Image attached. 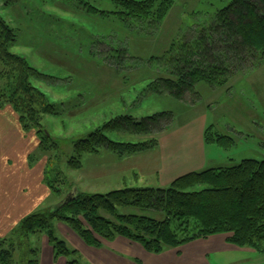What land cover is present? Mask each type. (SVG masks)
<instances>
[{"label":"rangeland","instance_id":"1","mask_svg":"<svg viewBox=\"0 0 264 264\" xmlns=\"http://www.w3.org/2000/svg\"><path fill=\"white\" fill-rule=\"evenodd\" d=\"M82 1L84 0H0V17L17 34L12 52L24 55L32 66L48 77L34 83L56 103L58 112L57 116H46L43 122L54 138L53 143L46 148L38 146L28 157L31 169L44 168L43 184L47 188L44 200L30 214L55 210L66 202L73 190L77 194H105L121 189L124 172L131 174V171L125 170L136 165L132 161L122 165L123 160L147 156L159 147V140L163 135L175 134L184 140L193 137V132L197 128L200 130L203 124L205 144L216 148L210 149L212 151L208 154L209 158L219 161L229 158L236 163L246 159L264 160V57L261 58L258 52L254 56L248 54L243 58L240 53L239 56L230 55L231 73L222 77L220 85H198L201 94L199 99L189 94L185 99L179 100L169 94L148 91L147 87L159 75L161 65L168 61L164 55L170 43L173 40L178 43H193V40L197 41L201 37L204 30H207L206 36L209 35L218 13L233 0H177L176 6L154 35L123 40L122 43L119 41L127 33L124 31L120 37L117 36L114 27L102 23L98 13H88L87 8L81 4ZM93 2L101 10H114L109 2L104 5H99L98 0ZM212 31L216 42L217 36L220 37L219 32L214 29ZM120 43L126 49L128 47L134 57L117 53ZM221 43H215V46L218 44L220 47ZM151 57L158 59L151 60ZM240 60H243L242 64ZM4 71V66L0 64V86L9 81L7 77L1 78ZM119 111L138 116V119L167 112L171 113L172 119L169 122L161 121L157 127H150L149 133L145 135H138L137 129L129 130L126 127L118 131L110 130L107 134L114 141L156 140L157 145L134 155L120 156L108 149L85 153L81 157L82 168L71 169L68 162L77 157L73 143L86 138L92 129L108 120L110 114ZM210 126L214 127L216 134L235 138V146L225 150L215 142L207 143L205 134ZM145 163V174H151L153 170L148 161ZM132 179L130 177V181ZM148 179V182H144L146 184L141 185L155 187L156 183ZM124 212L163 220L162 215L143 212L137 208ZM19 224L20 221L10 232L0 236L12 238ZM65 226L54 223L56 236L67 241L73 251L86 252L81 241L72 237L73 233L69 229V232L65 230ZM117 239L142 247L126 238ZM115 241L105 242L100 249ZM194 242L200 243L191 248L190 252L196 248H200L201 252H225L207 258L209 264H264V253L251 248L240 249L231 245L225 247L222 239H200L178 248H166L161 253L148 254L156 258L165 257L171 253L167 251L173 250V253L180 255L187 245ZM30 245L40 252L41 257L45 252L53 250L44 234L32 235ZM119 247L121 248L120 245ZM221 247L226 250H220ZM78 254L82 264H93ZM22 257L20 251L16 253L13 264H26L27 260H22ZM78 257L72 255L69 259Z\"/></svg>","mask_w":264,"mask_h":264},{"label":"trees","instance_id":"2","mask_svg":"<svg viewBox=\"0 0 264 264\" xmlns=\"http://www.w3.org/2000/svg\"><path fill=\"white\" fill-rule=\"evenodd\" d=\"M93 1L84 0L81 4L88 13H98L106 26H113L117 36L125 31L127 36L119 41L122 43L154 35L177 0H98L99 5L111 3L114 10H101ZM211 28L221 37L217 36L216 42L212 29L207 36L204 30L193 43L173 40L164 55L168 61L150 81L148 91L169 94L179 100L189 94L199 99L198 85H220L222 77L231 73L230 55L239 56L240 53L243 58L258 52L264 57V0H233L218 13ZM16 40L15 29L0 17V64L5 68L1 78L9 80L0 86V109L10 106L22 130L35 132L38 146L46 148L54 138L43 122L46 116L58 115L56 103L34 83L48 77L24 55L12 52ZM220 42V47L215 46ZM121 43L116 52L134 57ZM110 116L86 138L73 143L77 157L68 162L71 169L82 168L81 157L85 153L108 149L125 156L145 152L157 145L156 140L114 141L107 134L110 130L126 127L137 129L138 135H145L150 127L172 119L167 112L140 119L122 111ZM213 130V126L206 130L207 143L215 142L225 150L235 146V138L216 134ZM132 208L162 215L163 220L124 212ZM56 222L68 226L88 247L96 249L105 242L126 238L140 244L147 252L161 253L166 248L221 236L226 238L227 245L264 253V160L230 161L224 166L187 173L166 188L127 186L105 194L78 193L55 210L24 217L12 238L0 236V264H13L19 251L23 254L22 260H27L26 264H40V252L30 245L34 234L47 236L55 259L66 258V264H81L79 252L56 236L53 229ZM72 255L78 258L70 260Z\"/></svg>","mask_w":264,"mask_h":264},{"label":"crops","instance_id":"3","mask_svg":"<svg viewBox=\"0 0 264 264\" xmlns=\"http://www.w3.org/2000/svg\"><path fill=\"white\" fill-rule=\"evenodd\" d=\"M204 131L205 126L203 124L200 130L197 128L196 132H193V137L185 140L178 138L175 134L163 135L159 140V147L147 156L140 155V157L136 156L123 160L122 165H126L127 162L131 161L135 162L136 165L129 170H125L131 171V174L127 175L124 172L122 176L123 187L121 188L125 186L153 187V185H141L146 184L144 182H148V178L156 183L155 187H167L174 179L186 173L229 164V160H231L229 158L223 161L209 158L208 154L211 153L212 150L210 149L213 146L205 144ZM38 145L39 141L35 132L25 133L22 130L18 117L10 106L0 109L1 236L10 232L19 221L34 211L45 198L47 188L43 184L44 168L31 169L28 162L30 152L36 149ZM145 161H148V165L153 170L151 174H145L143 168L147 165ZM130 177H133L132 180L135 182L130 181ZM59 224L65 226L62 223ZM65 227V230L69 229L73 233L72 237L83 244V250L86 252L79 253L93 264H137L136 261L141 262L138 264H209L207 258L225 253L218 251L215 253L213 251L201 252L200 248L190 252L191 248L200 243L194 242L187 245L188 247L182 250L184 252L180 255L173 253L175 251L172 250L167 251L171 252L167 256L156 258L148 254L139 245L132 244L124 239H117L113 244H109L102 249H94L88 247L80 238L79 240L78 236L68 226ZM218 239H222L225 247L227 246L226 238L221 236L212 237L205 241ZM220 250L224 251L226 248L221 247ZM66 262V258L55 259L53 250L52 252H45L42 257L40 255V264H66Z\"/></svg>","mask_w":264,"mask_h":264},{"label":"water","instance_id":"4","mask_svg":"<svg viewBox=\"0 0 264 264\" xmlns=\"http://www.w3.org/2000/svg\"><path fill=\"white\" fill-rule=\"evenodd\" d=\"M77 194V191L76 190H73L72 193L70 194L69 198L66 200V202L74 199V197L76 196Z\"/></svg>","mask_w":264,"mask_h":264}]
</instances>
